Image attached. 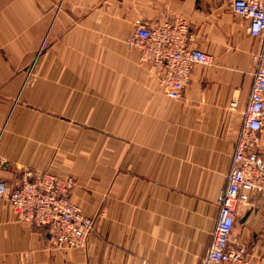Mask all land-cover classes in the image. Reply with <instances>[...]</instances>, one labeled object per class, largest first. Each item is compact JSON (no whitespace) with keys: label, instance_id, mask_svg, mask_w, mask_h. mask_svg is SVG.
<instances>
[{"label":"crops","instance_id":"obj_1","mask_svg":"<svg viewBox=\"0 0 264 264\" xmlns=\"http://www.w3.org/2000/svg\"><path fill=\"white\" fill-rule=\"evenodd\" d=\"M175 20L212 56L178 99L128 41ZM249 25L229 0H0V180L72 175L94 220L61 248L0 198V264H202L253 86ZM234 240L264 264L259 196L238 202Z\"/></svg>","mask_w":264,"mask_h":264},{"label":"built area","instance_id":"obj_2","mask_svg":"<svg viewBox=\"0 0 264 264\" xmlns=\"http://www.w3.org/2000/svg\"><path fill=\"white\" fill-rule=\"evenodd\" d=\"M234 11L250 19L249 31L260 38L254 52L253 86L243 113L228 182L219 196V216L213 241L202 264H252L246 247L234 240L236 207L239 201L264 202V156L257 151L259 132L264 128V0H229ZM191 32L184 20L144 24L137 21L128 38L142 51V59L159 67L161 82L174 99L182 97L194 65L208 64L212 56L189 45ZM237 100L233 101L236 104ZM72 176L55 173L36 174L27 170L19 183L0 180V198L11 206L16 218L44 226L61 248L84 247L94 229V220L83 214L72 200Z\"/></svg>","mask_w":264,"mask_h":264},{"label":"rangeland","instance_id":"obj_3","mask_svg":"<svg viewBox=\"0 0 264 264\" xmlns=\"http://www.w3.org/2000/svg\"><path fill=\"white\" fill-rule=\"evenodd\" d=\"M42 4H44V2H42ZM56 174V173H55ZM64 176H72V175H64ZM73 177V179H74V181H75V183H74V186H75V184H76V179H75V177L74 176H72ZM73 191V190H72ZM71 196H72V193H71ZM72 198V197H71ZM84 214V213H83ZM88 216V215H87ZM89 217H91V216H89Z\"/></svg>","mask_w":264,"mask_h":264}]
</instances>
